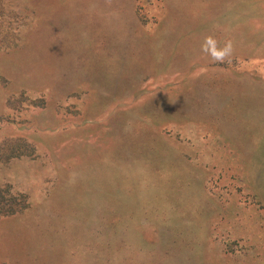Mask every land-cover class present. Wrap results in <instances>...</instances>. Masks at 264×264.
Masks as SVG:
<instances>
[{
    "label": "rangeland",
    "instance_id": "374dc122",
    "mask_svg": "<svg viewBox=\"0 0 264 264\" xmlns=\"http://www.w3.org/2000/svg\"><path fill=\"white\" fill-rule=\"evenodd\" d=\"M193 68L233 85L219 128L113 118L178 110ZM145 145L189 154L158 169ZM0 187L27 206L0 217V264H264V0H0Z\"/></svg>",
    "mask_w": 264,
    "mask_h": 264
},
{
    "label": "crops",
    "instance_id": "0c3cea01",
    "mask_svg": "<svg viewBox=\"0 0 264 264\" xmlns=\"http://www.w3.org/2000/svg\"><path fill=\"white\" fill-rule=\"evenodd\" d=\"M192 70L196 72V68L195 69L193 68ZM201 74L202 73L198 74L196 72V74H192L187 78H184V80H182V82L180 83L179 85L180 90L177 96V99L179 100L178 110H173L170 108L169 100L167 104H165V102L160 103L161 101H164L162 99L160 100L159 103H154V104L164 105L163 107L158 106L157 109L150 110V108H148V105L152 104V102L146 101L144 102V104H142V106L147 105L144 108H136L135 106L131 105L133 107L126 109L125 112L120 111L119 109L116 112L114 111L115 114L113 118H132V121L136 120L137 118H181L180 120L178 119L175 121L183 126L185 124L186 127H189L188 124H190L191 128H194L193 131L197 127H206V125L210 123L218 127L217 123H219L220 125V121L216 118H233L232 116L228 115L227 108L228 106L234 105L233 102L234 95L233 92L231 91L230 96L232 99L229 96L227 98L228 101L231 100L230 105L228 103L227 104L218 103L214 93L211 92L212 88L208 86L209 84L205 85L202 83ZM202 76L204 77V75ZM223 88L224 86H222L221 89ZM228 89L229 86L226 90ZM229 90H231V87ZM217 105H222L223 107L221 109L214 110L213 107H216ZM209 118H211L212 120ZM203 122H208V123H204L202 126H200V124H202ZM91 124H93L92 120L87 121V125H91ZM107 124L108 123H106L105 121L104 128L110 129L111 122H109V125ZM122 124L123 123L118 120V130H116L114 126V131L112 132L114 134H118V140L121 139V127L123 126ZM164 125L166 124H157V128H155V126L148 127L146 129V132L151 135V131H152L155 134L154 139L158 138L160 142H162V139H166L165 143L169 145L170 139L167 138V136H165ZM230 131L227 130L226 135H228ZM223 133L225 134V132ZM220 134L222 135V133ZM182 141H184L185 143V139H182ZM148 143L153 144L154 142L152 143L149 142L148 140ZM145 147H146V151L150 152L151 154L146 155L144 159L149 162L148 165L154 166L158 169L166 165L172 166L176 163V161L178 164H180L181 163L180 160L185 158V156L188 157V155L186 154H189L185 150L182 152L181 149H179L178 153L173 152L167 155V152H164V155L160 157L158 156L159 154L155 152L153 146L145 145ZM173 149L175 150V148ZM157 158L159 160L156 162ZM131 164L133 163L131 162L125 164L124 166L127 165L130 166ZM119 166H123L122 163H120L119 161H114L110 165H108V168L110 171H116V172L122 171L121 169H118ZM116 172L114 173V176H116L117 174ZM127 183H129V180L127 181ZM115 200L120 201L119 198H116ZM111 201H114V199Z\"/></svg>",
    "mask_w": 264,
    "mask_h": 264
},
{
    "label": "trees",
    "instance_id": "16d2710c",
    "mask_svg": "<svg viewBox=\"0 0 264 264\" xmlns=\"http://www.w3.org/2000/svg\"><path fill=\"white\" fill-rule=\"evenodd\" d=\"M222 86H224L223 89ZM221 88L215 90L212 88V92L214 93L216 100L220 104H231V100H227L228 96L230 95L231 91H229L230 87L232 88L233 85L229 84H222ZM229 86V89L226 90ZM231 98V96H229ZM232 99V98H231ZM234 101V98H233ZM223 106L222 105H217L216 107H213L214 110L221 109ZM235 105L228 106V109L230 111H234ZM221 121V120H220ZM235 139V138H231ZM22 140H18L16 143L22 144ZM17 149V147H15ZM12 190L10 188L5 189L0 187V217L2 216H11L15 215L19 212H22L27 206H26V201L24 197L20 194H14L11 192ZM12 193V194H11ZM13 197H12V196Z\"/></svg>",
    "mask_w": 264,
    "mask_h": 264
},
{
    "label": "clouds",
    "instance_id": "9594fccd",
    "mask_svg": "<svg viewBox=\"0 0 264 264\" xmlns=\"http://www.w3.org/2000/svg\"><path fill=\"white\" fill-rule=\"evenodd\" d=\"M200 51L210 58V62L215 64H225L230 62L234 54V48L231 40H226L221 45L213 35L204 37Z\"/></svg>",
    "mask_w": 264,
    "mask_h": 264
}]
</instances>
